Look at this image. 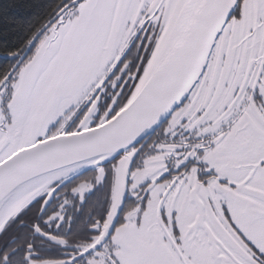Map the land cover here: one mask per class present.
Listing matches in <instances>:
<instances>
[{
  "label": "snow or ice",
  "instance_id": "obj_1",
  "mask_svg": "<svg viewBox=\"0 0 264 264\" xmlns=\"http://www.w3.org/2000/svg\"><path fill=\"white\" fill-rule=\"evenodd\" d=\"M0 264H264V0H0Z\"/></svg>",
  "mask_w": 264,
  "mask_h": 264
}]
</instances>
